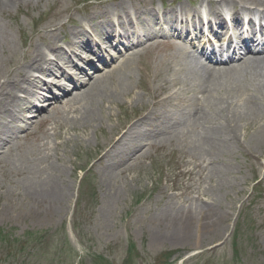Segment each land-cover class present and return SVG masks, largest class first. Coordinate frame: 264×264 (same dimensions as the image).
I'll return each instance as SVG.
<instances>
[{
  "label": "rangeland",
  "instance_id": "374dc122",
  "mask_svg": "<svg viewBox=\"0 0 264 264\" xmlns=\"http://www.w3.org/2000/svg\"><path fill=\"white\" fill-rule=\"evenodd\" d=\"M111 1L24 0L10 5L0 15V25L12 39L0 49V80L15 64L25 63L36 44L44 45L48 31L60 28L57 37L74 31L100 2ZM256 2L264 6V0ZM135 78L134 92L147 102L139 70ZM145 102L113 106L110 118L104 116L100 125L86 130L87 138L81 137V128H70L63 107H36L27 131L31 134L26 137L24 129L0 149V264H264V167L253 161L263 159L261 154L236 150L214 162L207 148L185 153L176 141L158 147L150 140L152 145L144 142L110 174L98 163L116 142L113 130L133 117L138 120ZM42 118L49 120L46 134ZM54 125H64L60 138ZM49 179L66 186L65 197L51 209L32 195ZM199 194H204L201 200ZM205 201L224 215L220 229L209 235L194 232L183 240L161 230L163 209L205 206Z\"/></svg>",
  "mask_w": 264,
  "mask_h": 264
},
{
  "label": "bare ground",
  "instance_id": "6f19581e",
  "mask_svg": "<svg viewBox=\"0 0 264 264\" xmlns=\"http://www.w3.org/2000/svg\"><path fill=\"white\" fill-rule=\"evenodd\" d=\"M22 1L0 0V15L13 3ZM248 1L257 3L256 0ZM100 3L92 13L83 16L85 24L66 33L65 45L60 44L63 37L54 35L60 28L51 29L43 35L46 48L36 44L33 53L24 57L29 62L19 64L14 74L8 72L4 80H0V149L22 130L27 129V133L30 124L35 122L38 112L35 109L39 105L63 107L70 128H81V137L87 138L86 130L100 125L104 116L110 118L113 106L128 105L131 108L132 104L145 102L133 88L136 71L139 70L142 90L147 91L149 98L139 109L138 120L133 117L122 127L113 130L112 138L116 136V142L98 162L106 166L104 171L107 174L136 155L144 142L147 141L145 146L152 145L150 140H153L152 146L158 147L176 141L185 153H190V150L195 153L198 147L203 151L207 148V155L214 157V162L236 150L247 155L264 156V58H258L251 64L244 61L227 71L216 73L196 70L193 64L187 62V50L201 37L198 25H192L195 34L183 31L172 36L167 34L165 39L152 43H146L141 38L132 42L116 35L117 28L124 31L135 19L148 23V19L158 15L154 7L148 5L146 0ZM234 4L236 0L221 1L223 6ZM185 10V7L181 8V12ZM195 12L199 14V11ZM172 13L171 9L164 10L161 16L169 19ZM208 14L221 27L217 9H211ZM174 16L177 18V15ZM179 23L182 24V21ZM159 24H166V21ZM153 25L144 31L149 33ZM219 29L223 30L224 27ZM209 32L221 34L213 24L209 26ZM110 36H117L121 43L116 56L101 61V64H114L108 68L101 67V71L96 69L100 67L89 64L86 71L67 82H62L60 78L52 79L61 76L59 71L72 58L81 57L82 60L88 50L93 53L92 50L100 49L99 42L108 43ZM11 40L7 27L0 25V49L5 48ZM89 58L96 59V56L92 54ZM152 62L153 65L150 64ZM140 63L149 69L141 68ZM79 65L83 64L79 62ZM45 85L51 87L48 92L44 91ZM54 85L60 87L54 89ZM20 92H23V96H20ZM199 93L203 95L200 99ZM75 102L78 106H70ZM68 113L75 115L69 116ZM41 120L46 134L49 120ZM254 122L259 123L258 128ZM63 126L52 127L56 137L62 136ZM188 128L191 131L186 132ZM194 132H197L198 139L192 135ZM30 134L27 133L26 137ZM187 135L193 136L192 141H188ZM186 141L189 144H185ZM194 144L197 147H193ZM253 161L258 168L264 167V158L256 156ZM221 180L217 176L218 184H222ZM65 190L66 186H58L54 179H49L46 187L35 188L32 195L37 203L47 204L51 209L63 200ZM203 195L199 194L198 199L201 200ZM212 208L209 202L205 206L195 205L183 210L167 208L163 209L158 221L162 225L161 230L166 229L180 240L191 237L194 232L209 235L220 229L224 220V215Z\"/></svg>",
  "mask_w": 264,
  "mask_h": 264
}]
</instances>
